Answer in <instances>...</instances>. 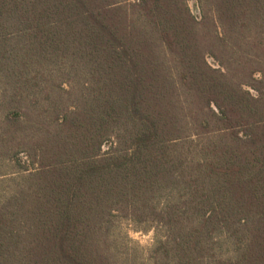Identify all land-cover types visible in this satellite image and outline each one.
<instances>
[{"label": "trees", "instance_id": "1", "mask_svg": "<svg viewBox=\"0 0 264 264\" xmlns=\"http://www.w3.org/2000/svg\"><path fill=\"white\" fill-rule=\"evenodd\" d=\"M189 1L0 0L12 138L25 92L82 86L10 155L0 264H118L120 219L148 264H264V0Z\"/></svg>", "mask_w": 264, "mask_h": 264}, {"label": "rangeland", "instance_id": "2", "mask_svg": "<svg viewBox=\"0 0 264 264\" xmlns=\"http://www.w3.org/2000/svg\"><path fill=\"white\" fill-rule=\"evenodd\" d=\"M193 11L199 13L195 0H190ZM162 49V47H161ZM170 58L169 53H165ZM214 58L209 56V61L214 62ZM49 77V75H48ZM60 83L58 75L50 76L48 82H43V86L36 90V93H24L22 109L33 116V121H25L23 127L17 131L15 138H12V130L8 127L6 120L7 114L11 109L9 100L11 91H6L4 85H0V197L5 191H11L14 182L10 180L17 164L10 158L14 151H21L20 158L23 161L32 160L28 153L34 148V144L39 139V133L35 124L44 119V123L52 120V112L56 107H62L72 102L74 93L81 90L80 84H75L71 89L72 94L62 91L57 87ZM68 91V90H67ZM45 117V118H44ZM112 230V254L118 264H148L149 249L155 242L156 231L152 226H138L133 221L120 219Z\"/></svg>", "mask_w": 264, "mask_h": 264}]
</instances>
